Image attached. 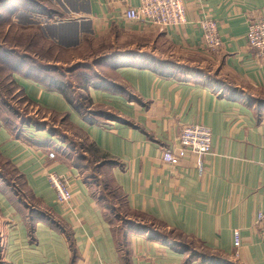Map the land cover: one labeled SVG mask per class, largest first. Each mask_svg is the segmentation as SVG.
I'll return each mask as SVG.
<instances>
[{
	"label": "crops",
	"instance_id": "crops-1",
	"mask_svg": "<svg viewBox=\"0 0 264 264\" xmlns=\"http://www.w3.org/2000/svg\"><path fill=\"white\" fill-rule=\"evenodd\" d=\"M50 2L69 19L20 11L16 24L36 25L39 39L40 30L65 50L85 46L93 60L80 66V78L65 74L64 92L45 69L11 75L34 111L14 131L0 117V159L20 174L22 198L38 212L0 179V264H264L255 221L263 204L264 63L246 40L249 23L264 20V0H182L185 24L162 31L124 19L139 0ZM207 19L217 26L216 52L202 47L199 24ZM138 36L144 44L129 41ZM100 39L106 46L95 49ZM205 63L222 73L216 81L196 74ZM190 124L211 131L202 173L189 156L176 167L162 160ZM48 173L67 178L68 205L57 203ZM100 180L137 221L115 224Z\"/></svg>",
	"mask_w": 264,
	"mask_h": 264
},
{
	"label": "built area",
	"instance_id": "built-area-1",
	"mask_svg": "<svg viewBox=\"0 0 264 264\" xmlns=\"http://www.w3.org/2000/svg\"><path fill=\"white\" fill-rule=\"evenodd\" d=\"M127 22L135 23L140 27H153L164 30L170 26L185 24V7L182 0H139L136 7L128 8L124 13ZM202 31V47L208 52H216L220 46L217 26L212 20L200 22ZM246 40L248 46L256 51L257 57L264 63V20L253 19L247 29ZM178 148H166L162 153V160L171 167H176L179 161L186 156L194 160L195 169L202 173L204 157L211 151V131L201 124L185 125L178 136ZM49 159L55 158L54 152L47 154ZM47 182L55 194L58 204L68 205L72 198L69 182L63 175L48 173ZM256 223L261 226L264 237V185L263 205L256 212ZM234 247L240 246L239 231H234Z\"/></svg>",
	"mask_w": 264,
	"mask_h": 264
},
{
	"label": "rangeland",
	"instance_id": "rangeland-1",
	"mask_svg": "<svg viewBox=\"0 0 264 264\" xmlns=\"http://www.w3.org/2000/svg\"><path fill=\"white\" fill-rule=\"evenodd\" d=\"M2 1V0H0ZM5 1V0H4ZM35 2H39L44 6H53L50 0H34ZM26 0H10L9 2L0 3V15L3 17L7 16L8 12L7 9L10 5H13L15 8H18V11L15 12L10 18L12 22L9 20H0V46L3 49L13 50L19 55L23 56L25 54L30 55L34 60L39 61L40 63H50V64H57L55 73L57 75L64 74L66 70L74 71V75L77 73H81L83 71V67H78V65H86L85 63H90L93 59L88 57L90 51L83 46V50H79L78 47L63 49L59 47L57 44L52 42L45 41L41 36V31L39 30L40 39L38 37L37 31L38 27L36 25H25L24 27L21 25L16 24L15 20L18 18L16 15L20 11L26 10L23 8L24 4H26ZM26 7V6H25ZM31 8V6H30ZM38 11V10H37ZM4 21V22H3ZM143 37V36H141ZM80 39V38H79ZM127 37L124 38V41ZM40 40V41H39ZM130 42H135L137 45L144 44L143 38L140 36L135 37L129 40ZM100 46L95 44V49L99 48L102 49L106 44H103L104 40L100 39L99 41ZM201 70H197L198 76H203L206 80L209 81H216V78H219V74L214 68L210 67L209 64H202ZM1 69V67H0ZM208 72L210 74H208ZM68 77L69 74H67ZM6 74H0V92L2 93V100L8 104L13 112L19 115L20 113L26 114L30 116L33 113L34 109L31 107L28 100L22 95L20 92H16L15 86L8 83L5 78ZM216 77V78H215ZM221 77V76H220ZM216 83V82H215ZM1 100V101H2ZM34 114H38L41 117L40 113L34 112ZM0 174L4 176L7 181H13L16 183L17 191L21 193L22 187H20L19 179L17 178L16 174L8 167L4 162L0 159ZM103 186L101 187V193L106 196L107 198V206L110 208V212L115 213V224L122 225L121 221L126 218H131L132 216L125 208L124 200L121 196L114 191L112 188L107 186V182L105 180H100ZM105 183V184H104ZM105 185V186H104ZM27 198V197H26ZM28 200V199H26ZM30 203V202H29ZM263 205V204H262ZM262 208V206H261ZM260 208V209H261ZM134 221L136 219L131 218ZM138 222L144 223L143 220H138ZM175 237V236H174Z\"/></svg>",
	"mask_w": 264,
	"mask_h": 264
},
{
	"label": "trees",
	"instance_id": "trees-1",
	"mask_svg": "<svg viewBox=\"0 0 264 264\" xmlns=\"http://www.w3.org/2000/svg\"><path fill=\"white\" fill-rule=\"evenodd\" d=\"M9 1L10 0H5V1L2 0V1H0V3L2 2L1 5H3L4 3L9 2ZM26 1H27V3L22 5V6H24L23 8L26 9L24 11L27 13L41 15V16L47 18L48 20H53V21H56V20L63 21V20L69 19V17L64 15L58 9H55V8L53 9V6H44V5L40 4L39 2H35L34 0H26ZM30 6H31V8H30ZM17 11H18V8H15L13 5H10V7H8V9H7V12H8L7 16L3 17L2 15H0V20L4 19V20H9L10 22H12L10 20V18ZM0 67H1L0 74H6V76H5L6 81H8V83L12 84L15 87H16V85L14 84L13 81H11V75L13 72H20L22 67H26V69H27L26 74L30 75L29 72L33 71V69H37V68H40L41 70L45 69L46 70L45 72H51L50 73V75H51L50 80L53 78L55 79V84L57 86L55 88H57L58 90H61L62 92H64L63 90H67V88H69V87L64 86L66 84L64 81L65 74L69 73V75H70V74L74 73V71L66 70L64 74L62 73L60 75H57V74H55V71H57L56 66H49L46 63H44V64L39 63L36 60H34L32 57H30V55L25 54V55L21 56L18 53H16L15 51H13L11 49L10 50L3 49L1 46H0ZM78 67L80 68V65H78L76 68H78ZM81 74L82 73L76 75V78L77 77L80 78L81 76H79V75H81ZM12 89L14 90L15 88H12ZM1 94L2 93L0 92V117L2 118L3 121L7 122V126L12 128V130L14 131V129L17 128L18 125H22L23 123L28 122L26 120H30V117L26 118L25 116H27V115L25 113L24 114L20 113L18 115L16 113V111L13 112L11 110V108L8 106V104H6L2 100ZM80 98H82V96L77 94L76 95L77 101L75 103V107L78 110H81L80 107L84 106V102H82ZM1 111H2V114H1ZM3 113L5 114V116H3ZM16 120H17V123H14ZM3 162L8 167H10L11 170L16 174L17 178L19 179L20 187H22V180H21L20 174L10 164H8L5 161H3ZM102 164L103 163H100V165H102ZM0 179H1V181L5 182V184L7 186L11 187L12 190H14L16 193H19L17 191L18 186L16 187V185H15L16 183H14L13 181H11V182L7 181V179H5L4 176H2L1 174H0ZM114 191L117 192L116 189ZM19 196L21 199H23L22 198L23 197L22 191H21V193H19ZM121 198H122V196H121ZM26 199H23V200H24V202H26L29 205V210H31L32 212H38V209H35L34 207H32L33 205L31 203H29L28 200L26 201ZM122 223L126 225V224H131L132 222L129 220H123Z\"/></svg>",
	"mask_w": 264,
	"mask_h": 264
}]
</instances>
